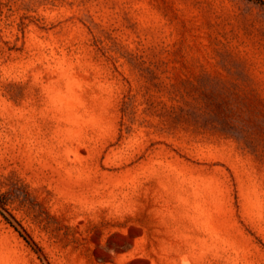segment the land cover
<instances>
[{"label": "rangeland", "instance_id": "obj_1", "mask_svg": "<svg viewBox=\"0 0 264 264\" xmlns=\"http://www.w3.org/2000/svg\"><path fill=\"white\" fill-rule=\"evenodd\" d=\"M0 200V264H264V4L0 0Z\"/></svg>", "mask_w": 264, "mask_h": 264}, {"label": "trees", "instance_id": "obj_2", "mask_svg": "<svg viewBox=\"0 0 264 264\" xmlns=\"http://www.w3.org/2000/svg\"><path fill=\"white\" fill-rule=\"evenodd\" d=\"M254 1H257L258 3H262V4H264V1L263 0H254ZM0 206H6V203L5 202H2L1 200H0Z\"/></svg>", "mask_w": 264, "mask_h": 264}]
</instances>
